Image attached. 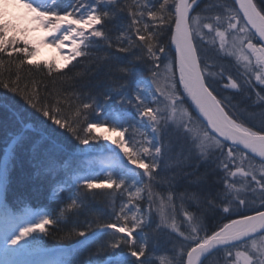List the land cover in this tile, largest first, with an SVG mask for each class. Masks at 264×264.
I'll return each instance as SVG.
<instances>
[{
	"label": "snow or ice",
	"instance_id": "snow-or-ice-1",
	"mask_svg": "<svg viewBox=\"0 0 264 264\" xmlns=\"http://www.w3.org/2000/svg\"><path fill=\"white\" fill-rule=\"evenodd\" d=\"M201 3L0 0V125L10 129L0 189L19 152L27 155L33 180L52 181L50 196L69 192L57 209L61 217L87 210L95 190H118L122 203L118 211L113 207L115 219L86 220L77 232L88 242H98L101 233L110 236L95 253L104 259L86 264H264V118L253 123L248 115L253 107L264 110V0ZM10 7L27 12L10 18ZM209 7L214 15H205ZM124 15L127 22L115 27ZM33 25L52 34L43 43L57 48L64 67L77 58L94 62L84 72L68 74L55 61L35 64L38 44L28 39ZM209 44L216 59L206 51ZM101 50L105 54L94 57ZM115 53L128 59L122 62ZM224 61L233 64L236 76ZM101 68L105 87L80 84ZM141 68L146 75L138 77ZM41 73L48 81L53 73L65 76L68 86L53 92ZM100 128L117 138L101 135ZM169 129L187 146L171 164L164 159L171 142L161 139ZM69 137L89 149L104 140L106 151L119 159L102 161L97 172L85 148L79 161L75 149L67 152ZM62 153L67 154L58 158ZM162 161L177 170L161 178ZM181 181L186 183L181 202L189 204L182 224L162 211L163 201L170 206L173 195L160 197L155 241L159 231L170 229L172 255L157 261L156 242L150 243L144 229L151 226L156 189L165 183L172 189ZM212 185L218 186L215 191ZM141 199L148 211L134 203ZM218 213V222L210 225ZM56 222L26 204L12 210L0 198V264H35L29 258L41 251L38 237Z\"/></svg>",
	"mask_w": 264,
	"mask_h": 264
},
{
	"label": "trees",
	"instance_id": "trees-1",
	"mask_svg": "<svg viewBox=\"0 0 264 264\" xmlns=\"http://www.w3.org/2000/svg\"><path fill=\"white\" fill-rule=\"evenodd\" d=\"M217 0H202L201 7L204 5H212L216 3ZM18 13L17 10H14ZM215 10L209 7L205 12V15H214ZM128 17L126 15L121 16L117 21L114 22L115 27L126 23ZM115 27L113 31H115ZM167 39V38H162ZM22 46V45H21ZM210 50V51H209ZM213 50V51H212ZM110 51L115 52V48L111 49ZM207 53L212 59H216L214 54V49L212 48L211 44H209L207 48ZM105 53L101 50L99 53H94V57L99 55L103 56ZM116 55L122 57V62H126L128 59L127 55L124 53H115ZM77 61L81 63L78 64ZM77 61H73L72 64H69L68 67H60L62 73L68 74L70 70L73 72H84L88 69L94 61H84L83 58H77ZM35 64H43L44 61H34ZM220 61H218L219 63ZM226 65L225 68L229 69L234 76L237 75V69L233 64H230L227 61L223 62ZM76 65L74 68L73 66ZM27 70V68H26ZM39 75L45 76V81L49 83V89L53 92L55 91H62L63 88L68 86L69 81H67L65 76L57 75L53 73V79L48 81V78L44 73ZM146 75L144 70L141 68L138 72V77ZM39 78V76L37 77ZM107 76L106 70L101 68L99 72L93 74L91 76V80L85 78L84 80L80 81V84H97L99 82V88H103L107 84ZM163 85V81L161 83ZM4 92L3 89H0V94ZM248 115L251 117V122L256 123L260 119L264 118V110H261L260 107H253L250 109ZM9 132L10 129L3 125H0V160H3L5 155L8 154V144H9ZM166 132L163 133V135ZM162 135V142H171V151L166 152L165 154V161H168L171 164L173 161L177 159L176 153L177 150L181 147L184 150H187L186 145H182L181 139L172 140V138L165 139ZM143 138V137H142ZM67 146V152H72L73 149L76 150V160H80V149L84 148L85 146L78 145V142L70 137L64 141ZM93 146L96 149L102 150L104 147V143L101 141L94 142ZM148 146V145H146ZM67 153L59 154L58 158H63L64 155ZM14 167L10 168L9 174L6 178L4 187L0 189V197H2L5 203L12 210H20L23 205H27L28 208L32 210H43L44 213L49 214V216L57 220V222L51 226H48V234L47 235H39L38 242H40L41 246H70L74 247V252L71 257L70 263L71 264H86L87 261L91 260L96 262L98 260H103L104 255L97 256L96 250L99 247L100 243H103L105 240L110 239V236L107 233H101L99 236L98 242H88L86 237H80L77 235V232L84 227V222L87 221H97L99 223H107L115 217L112 215L113 207L118 211L120 204L122 203L121 195L118 190H95L94 196L89 198L88 200V208L85 211H81L78 215L69 212L66 213L64 216H59L57 213V209L64 203L65 198L69 195V192H64L60 195L59 199L56 196H50V185L52 183L51 180H33L31 177L32 168L28 163V157L26 154L17 153L16 160L13 161ZM205 165H201L199 171L203 172ZM174 167L169 168L167 165L164 164L162 161L161 168L157 169L159 176L161 178L166 176H171L174 171H176ZM63 173L60 176H57L56 179H61ZM140 179L143 180V174H141ZM211 179V177L209 178ZM186 187V183L184 181L179 182L176 184L172 189L168 188V185L165 183L161 187H158V190L162 192V195L167 197L168 195H173V204L181 207L182 212L179 211V215L177 217H173L176 221L177 218L182 220L184 217L183 209L185 207H189L187 200L182 204L181 202V195L184 193ZM217 185H212V190L215 191ZM159 191V192H160ZM124 199L126 200L127 197L125 195ZM135 204H138L140 208L148 211L147 201L141 199L139 201H135ZM156 209L153 207L150 210V219H151V226L144 229V233L149 239L150 243L156 242V247L153 253V258L157 261L164 256L168 259H171V249L172 244L169 243L171 237L168 235L170 229H165L159 231L158 233V241H155V237L157 233L154 231L156 224L159 221V218L156 214ZM173 212V210H172ZM171 210L167 212L169 216L172 213ZM175 212V211H174ZM158 213V212H157ZM176 213V212H175ZM251 214V213H249ZM172 217V216H171ZM219 220V213L216 217L209 218V224L215 225ZM171 222V221H170ZM186 226V224H185ZM140 233L138 232L137 235ZM178 247V246H177ZM122 249H117L116 252H120Z\"/></svg>",
	"mask_w": 264,
	"mask_h": 264
},
{
	"label": "rangeland",
	"instance_id": "rangeland-1",
	"mask_svg": "<svg viewBox=\"0 0 264 264\" xmlns=\"http://www.w3.org/2000/svg\"><path fill=\"white\" fill-rule=\"evenodd\" d=\"M48 2H51V0H48ZM58 2L62 3V4H67L69 3V0H58ZM14 10H17L18 13H16ZM9 13H10V18L11 16H18V15H23L27 12L26 9L22 8V7H10L8 9ZM63 14V13H61ZM34 30L30 31L28 33V39L30 41H32L33 43L38 44V50H37V54L36 56H34L32 58V60H36V61H55L58 65H60V67H63L65 65V60L63 58V55L57 50L56 47L50 45H47V43H43V41L48 40L50 41L52 39V34L45 28L43 27H39L36 25L32 26ZM79 27V26H77ZM210 40V38H208ZM65 51L67 52V48L65 49ZM210 51V50H209ZM213 51V50H212ZM226 67V65H224ZM236 69V68H234ZM162 83V81H161ZM97 132L100 133L101 135H108L111 136L113 139L117 138L118 134L117 133H109L107 132L106 129L104 128H100L97 129ZM128 134L126 133L125 138L127 139ZM165 139L168 138H172V140L178 139L179 136L178 134L172 132L171 129H169L168 131H166V133L163 135ZM175 138V139H174ZM162 139V138H161ZM180 139V138H179ZM136 140L138 142H141V146L142 147H147L146 143H143V138L137 134L136 136ZM101 142L104 143V145H106L108 142L104 141V140H100ZM113 148H115V146H112ZM85 148V147H84ZM119 150H117L118 152ZM85 153L87 154V158L90 162V166L94 169L97 170V172L101 171V162L102 161H106L109 159H119V157L116 156L115 153H108L106 151L105 148H103L102 150L96 149L95 146H93L92 148H85ZM81 168H83V165H80ZM158 190V188L156 189L157 192V198L155 200V203L153 204V208L156 209V214L159 218L160 216V211H158V209L161 208V204L162 201L160 199L161 196L165 197L164 195H162V192ZM182 208L174 205L173 203L169 206L167 204L166 199L163 201V208L162 211L164 213L167 214V212L169 210H173V212L170 214L172 217H177L179 215V211L182 212L181 210ZM176 213H175V212ZM158 212V213H157ZM185 220V218H183V221ZM176 223L178 225L182 224V220H179V218L176 219ZM185 226V225H183ZM186 227V226H185ZM37 246L40 248V253L37 254V258L38 260L35 262V264H42V262L44 261H53L54 264H71L70 263V256L72 255V251L71 248L73 249L74 247H70V249H67L65 247H55V248H47V247H51L50 245L48 246H41L40 242L37 241ZM33 257V256H32ZM30 257L29 259L31 260ZM33 261V259H32Z\"/></svg>",
	"mask_w": 264,
	"mask_h": 264
},
{
	"label": "bare ground",
	"instance_id": "bare-ground-1",
	"mask_svg": "<svg viewBox=\"0 0 264 264\" xmlns=\"http://www.w3.org/2000/svg\"><path fill=\"white\" fill-rule=\"evenodd\" d=\"M47 45H50V43H47Z\"/></svg>",
	"mask_w": 264,
	"mask_h": 264
},
{
	"label": "water",
	"instance_id": "water-1",
	"mask_svg": "<svg viewBox=\"0 0 264 264\" xmlns=\"http://www.w3.org/2000/svg\"><path fill=\"white\" fill-rule=\"evenodd\" d=\"M254 214V213H253Z\"/></svg>",
	"mask_w": 264,
	"mask_h": 264
}]
</instances>
